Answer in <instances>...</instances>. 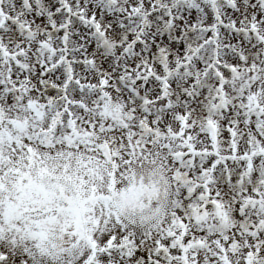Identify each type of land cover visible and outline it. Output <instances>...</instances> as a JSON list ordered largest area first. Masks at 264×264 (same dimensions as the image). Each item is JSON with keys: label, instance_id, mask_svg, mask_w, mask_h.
<instances>
[{"label": "snow or ice", "instance_id": "obj_1", "mask_svg": "<svg viewBox=\"0 0 264 264\" xmlns=\"http://www.w3.org/2000/svg\"><path fill=\"white\" fill-rule=\"evenodd\" d=\"M0 264H264V0H0Z\"/></svg>", "mask_w": 264, "mask_h": 264}]
</instances>
